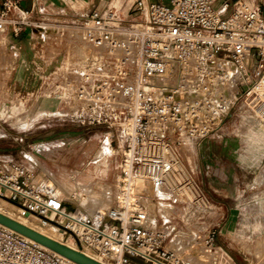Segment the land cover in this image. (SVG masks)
Masks as SVG:
<instances>
[{
  "label": "built area",
  "instance_id": "2783aa9c",
  "mask_svg": "<svg viewBox=\"0 0 264 264\" xmlns=\"http://www.w3.org/2000/svg\"><path fill=\"white\" fill-rule=\"evenodd\" d=\"M135 10L140 20L129 24L115 8L53 23L3 0L0 79L16 68L18 39L33 31L44 52L40 87H55L80 123L118 128L123 158L113 203L90 213L68 208L32 163L10 159H0V199L105 264H193L167 247L176 226L151 219L152 208L168 199L188 204L182 219L202 218L212 206L181 156L220 129L240 99L264 122V9L249 0H137ZM182 185L197 189L192 199L178 200ZM218 226L205 229L210 250ZM0 264L79 263L0 223Z\"/></svg>",
  "mask_w": 264,
  "mask_h": 264
},
{
  "label": "rangeland",
  "instance_id": "374dc122",
  "mask_svg": "<svg viewBox=\"0 0 264 264\" xmlns=\"http://www.w3.org/2000/svg\"><path fill=\"white\" fill-rule=\"evenodd\" d=\"M134 2L94 0L92 4L90 0L85 12L115 7L124 23H134L140 20ZM40 43V37L34 35L30 44H19L21 58L27 48L32 55L27 64V81L24 83L22 78L20 87H0V159L32 163L38 178L49 177L67 186L66 193L72 197L81 196L85 189L88 197L105 192L108 195L102 193L105 197L100 207L111 205L123 158L121 133L106 125L80 123L55 87H35L41 65ZM2 55L0 66L8 62ZM22 67L23 63L20 70ZM9 73L0 80L10 86ZM42 101L49 103L40 108ZM209 140L215 157L209 153ZM189 151L190 157L182 155L181 159L192 160L194 178L212 208L200 219L199 215L182 219L181 214L188 211L187 203L165 199L153 206L154 217L159 215L158 224L176 226L167 247L193 264H264V122L252 116L246 102L240 99L223 126ZM196 190L182 185L176 192L178 200L192 199ZM109 195V201L105 200ZM212 222L219 226L215 248L210 250L204 239L205 229Z\"/></svg>",
  "mask_w": 264,
  "mask_h": 264
},
{
  "label": "crops",
  "instance_id": "0c3cea01",
  "mask_svg": "<svg viewBox=\"0 0 264 264\" xmlns=\"http://www.w3.org/2000/svg\"><path fill=\"white\" fill-rule=\"evenodd\" d=\"M86 0L81 2L80 0H20V5L23 8L26 9H34V17L36 19H46L49 22L53 23H70V22H76L78 21L82 15L88 14L86 13V9H89L90 6V0H87V3H85ZM254 1V5H262L264 9V0H252ZM3 0H0V7L2 5ZM136 2L135 0L134 5L136 7ZM91 3H94V0H91ZM134 7V8H135ZM109 8H115V7H107L103 9H99L102 11H105ZM42 9L43 13H40V10ZM117 13L118 10L115 8ZM94 9L90 10L93 11ZM119 14V13H118ZM120 16V15H119ZM36 35L33 33V31H30L25 37H22L21 39H18V43L21 44L24 42V44H30L32 37ZM40 43V48H39V59L43 60L44 57V52L41 48ZM31 48V47H30ZM19 54V51H18ZM32 55L31 51L27 48L25 51V56L24 58H21L20 55L15 58V63H16V68L14 71L10 72L9 75L12 77L11 79V85L10 87H20L21 86V79L23 78L24 83L27 81L28 77H30V74L27 72V64L29 63L28 61H31ZM23 63L22 70L21 65ZM29 65V64H28ZM38 82V81H37ZM23 85V84H22ZM24 87H32V86H25ZM35 87H40V81L38 82V85L36 84ZM209 153L213 157L216 156V153L213 151L212 147V142L209 140ZM225 256L231 260L232 256H229L225 254ZM235 261V260H234Z\"/></svg>",
  "mask_w": 264,
  "mask_h": 264
},
{
  "label": "bare ground",
  "instance_id": "6f19581e",
  "mask_svg": "<svg viewBox=\"0 0 264 264\" xmlns=\"http://www.w3.org/2000/svg\"><path fill=\"white\" fill-rule=\"evenodd\" d=\"M229 84H231V85L234 84L233 78H231V79L229 78ZM42 102L43 103L40 104V108H41V105H44L45 103H49L47 101H42ZM169 183L170 184L173 183V180L169 179ZM58 185H59V188L61 189V191L63 192L64 196H66L65 198L68 199V201L70 203H73L72 205L75 208H77L78 210H81L83 212H87V213L91 212L93 210V208H96L97 206L100 207V204L102 203V201H104L103 196L106 194L105 192H104L105 194L102 192L104 194L103 196L101 193V195H98V196L96 195V196L88 197V195H89L88 191L85 189L81 196L72 197L69 193L68 194L66 193L67 192L66 189H68L67 186H64L63 184H58ZM182 190H183V188H182ZM108 191H109V189H108ZM106 195H108V194H106ZM109 199H110V195L106 196L105 200L109 201ZM2 201H3L2 204H0V212L1 213L21 222L22 224H24L28 227H31V228L39 231L40 233H42V234H44V235H46V236H48V237H50L56 241H59L65 245H68L70 247L75 248V246L72 243L63 241L60 233L58 232V230L55 227H42L39 224L33 222L29 217L15 213V209H17V208L13 204H11L5 200H2ZM151 219H154V213L153 212L151 214ZM31 240H33V239H31ZM43 246L46 247L45 245H43ZM46 248H48V247H46ZM48 249H50V248H48ZM215 251H216V249H215ZM216 257H217V255H216ZM193 259H195V258H193Z\"/></svg>",
  "mask_w": 264,
  "mask_h": 264
},
{
  "label": "water",
  "instance_id": "95a60500",
  "mask_svg": "<svg viewBox=\"0 0 264 264\" xmlns=\"http://www.w3.org/2000/svg\"><path fill=\"white\" fill-rule=\"evenodd\" d=\"M65 205L72 209L73 211H77L78 209L75 208L69 201L66 199ZM0 223L15 230L16 232L33 239L39 244L45 245L46 247L50 248L51 250L79 263V264H105L90 255L75 249L73 247H70L68 245H65L59 241H56L39 231L28 227L21 222L3 214L0 212Z\"/></svg>",
  "mask_w": 264,
  "mask_h": 264
}]
</instances>
